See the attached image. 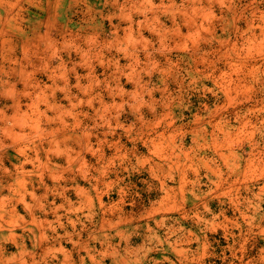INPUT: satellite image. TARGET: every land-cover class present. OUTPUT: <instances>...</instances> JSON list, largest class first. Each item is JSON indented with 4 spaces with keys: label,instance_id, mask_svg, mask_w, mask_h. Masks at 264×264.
Returning a JSON list of instances; mask_svg holds the SVG:
<instances>
[{
    "label": "rangeland",
    "instance_id": "obj_1",
    "mask_svg": "<svg viewBox=\"0 0 264 264\" xmlns=\"http://www.w3.org/2000/svg\"><path fill=\"white\" fill-rule=\"evenodd\" d=\"M0 264H264V0H0Z\"/></svg>",
    "mask_w": 264,
    "mask_h": 264
}]
</instances>
